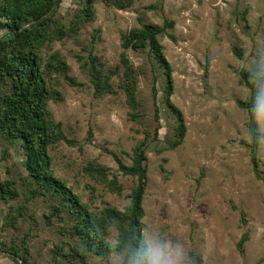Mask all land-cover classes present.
Segmentation results:
<instances>
[{
	"label": "rangeland",
	"instance_id": "1",
	"mask_svg": "<svg viewBox=\"0 0 264 264\" xmlns=\"http://www.w3.org/2000/svg\"><path fill=\"white\" fill-rule=\"evenodd\" d=\"M81 6L79 0H60L56 17L68 22ZM93 8L94 18L79 23L76 33L53 38L39 50L43 66L54 53L65 63L62 70L44 71L57 93L47 106L51 118L75 141L49 145L53 173L91 211L99 213L105 205L122 210L134 178L118 169L111 152L130 164L134 147L143 142L147 177L142 233L182 238L190 264H264V183L252 171L247 113L237 104L249 89L240 80V69L249 68L258 50L264 51V0H131L125 7L95 0ZM164 20L173 22L159 36L172 67L170 99L186 126L182 142L174 148L165 145L174 135L176 118L164 103L165 77L148 48L126 50L136 71L138 120L129 116L119 87L121 32L145 22L162 26ZM5 33L0 27V36ZM92 36L93 53L117 72L112 78L115 93L96 95L78 58L87 56ZM153 83L160 107L157 135ZM257 160L264 172L258 149ZM23 161L20 143L0 135V181L13 179L18 190L14 198L0 197V264H18L3 243L19 241L25 232L29 264H51L55 244L67 251L73 240L56 216L47 220L48 198H32L24 214L9 223L28 190ZM88 163L105 168L106 182L85 172ZM113 177L119 192L109 182ZM244 232L247 239L239 247ZM116 237L117 230L110 227L107 241L113 244ZM121 259L111 252L107 257L88 255L75 264H117Z\"/></svg>",
	"mask_w": 264,
	"mask_h": 264
},
{
	"label": "trees",
	"instance_id": "2",
	"mask_svg": "<svg viewBox=\"0 0 264 264\" xmlns=\"http://www.w3.org/2000/svg\"><path fill=\"white\" fill-rule=\"evenodd\" d=\"M82 6L68 22H61L56 17V10L60 0H0V27L5 28L6 35L0 36V135L8 142L18 141L23 150V165L26 170L24 181L28 185L27 193L14 213L9 223H14L24 214L27 202L42 195L49 199L50 210L46 215L51 221L56 216L62 221L63 232H67L73 242H69V249L55 244L51 264H75L79 259L84 260L88 255L107 257L111 252L127 256L142 233L141 219L144 215L142 206L146 186L147 168L146 153L143 142H139L133 149L131 163L126 164L114 152L118 169L134 178V186L128 195L129 201L122 210L105 205L99 213L91 211L88 205L80 200L65 182L56 176L51 168L49 145L63 140L69 144L75 141L68 138L58 121L51 118L48 110V100L55 98L56 90L49 85L46 71L62 70L65 67L63 59L54 53L43 66L39 54L40 48L53 38H61L63 34L77 32L79 23L94 18V1L79 0ZM119 7L127 6L131 0H104ZM172 21L164 20L163 25L145 22L140 26L131 27L121 32L122 53L120 61L123 65L119 78L126 103L130 108L129 116L138 120L140 117L139 101L136 90V71L130 62L126 50H140L148 48L155 63L162 68L165 77L163 89L164 103L176 118V125L172 139L165 145L168 148L178 146L185 135L186 126L182 112L170 99L173 93L172 67L166 59L159 36L166 33V27H171ZM169 37H173L168 34ZM92 36L87 56H79L88 71L96 95L115 93L112 78L117 73L115 69L105 66L93 53ZM236 54H240L235 50ZM45 71V72H44ZM241 82L249 88L248 68H241L239 72ZM71 79V78H70ZM154 107L153 117L157 123L154 134L158 133L160 107L156 102L158 91L152 85ZM237 104L247 113L246 126L249 135V158L254 175L264 183V172L259 169L257 160L258 147L253 143L249 134L250 119L249 105L245 100H237ZM145 135H148L146 130ZM85 172L93 177H100L104 182L108 174L105 168L94 163H88ZM119 192L116 178L109 181ZM13 179L0 181V197L8 200L18 194ZM31 221L33 216H31ZM110 227L117 230L116 242L111 244L106 237ZM29 233L25 232L19 241H12L5 246L18 264H29ZM247 239L244 232L239 239L238 246L242 247ZM61 256V257H60ZM261 259H264L262 257Z\"/></svg>",
	"mask_w": 264,
	"mask_h": 264
},
{
	"label": "clouds",
	"instance_id": "3",
	"mask_svg": "<svg viewBox=\"0 0 264 264\" xmlns=\"http://www.w3.org/2000/svg\"><path fill=\"white\" fill-rule=\"evenodd\" d=\"M249 89L243 93L249 105L253 143L264 156V51L258 50L248 68ZM191 256L182 238L170 239L159 232L149 231L139 237L129 254L117 264H190Z\"/></svg>",
	"mask_w": 264,
	"mask_h": 264
}]
</instances>
